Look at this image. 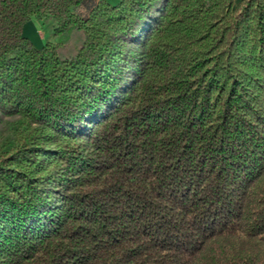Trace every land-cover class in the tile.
Masks as SVG:
<instances>
[{"label":"trees","instance_id":"obj_1","mask_svg":"<svg viewBox=\"0 0 264 264\" xmlns=\"http://www.w3.org/2000/svg\"><path fill=\"white\" fill-rule=\"evenodd\" d=\"M0 112V264H264V0H0Z\"/></svg>","mask_w":264,"mask_h":264},{"label":"rangeland","instance_id":"obj_2","mask_svg":"<svg viewBox=\"0 0 264 264\" xmlns=\"http://www.w3.org/2000/svg\"><path fill=\"white\" fill-rule=\"evenodd\" d=\"M42 34L44 38L50 39L52 41L61 40L63 42H67V45L72 46L73 40L70 38V32L63 34L59 37L50 35L49 30H46L42 26ZM143 41L147 37L146 34L142 36ZM70 39L72 41H70ZM23 119L19 115H4L0 112V144L7 138H13L15 133L17 132L18 127H22L21 122Z\"/></svg>","mask_w":264,"mask_h":264},{"label":"crops","instance_id":"obj_3","mask_svg":"<svg viewBox=\"0 0 264 264\" xmlns=\"http://www.w3.org/2000/svg\"><path fill=\"white\" fill-rule=\"evenodd\" d=\"M111 4L117 3L119 0H107ZM240 0H235V3ZM79 10L83 11L84 8L81 7ZM42 26L39 21L32 17L23 25V34L27 36L36 47H41L45 42V38L42 34Z\"/></svg>","mask_w":264,"mask_h":264}]
</instances>
